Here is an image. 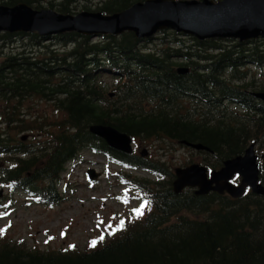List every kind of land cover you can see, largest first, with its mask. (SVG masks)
Instances as JSON below:
<instances>
[{
  "label": "trees",
  "instance_id": "trees-1",
  "mask_svg": "<svg viewBox=\"0 0 264 264\" xmlns=\"http://www.w3.org/2000/svg\"><path fill=\"white\" fill-rule=\"evenodd\" d=\"M74 1L0 0V6L26 3L73 13ZM140 1L145 0H97V6L114 14ZM49 38L55 42L44 43L48 38L38 33L0 31V152L16 155L6 156L11 165L3 168L0 180L55 201L46 196L55 195L50 185L59 183L68 162L84 151L110 154L123 168L155 178L123 176L137 185L145 213L139 210L97 236L95 246L46 251L0 235V264H264V196L176 193L175 174L161 162L169 142L207 146L209 151H201L203 164L213 169L254 141L264 147V102L253 93L264 91V39L200 40L163 30L156 47L147 44V49L143 44L152 39L139 40L130 31L97 41L77 31ZM56 42L63 49L51 48ZM107 65L122 79L115 98L99 79ZM180 66L189 73L180 74ZM28 98L53 103L62 114L54 124L52 118L37 123L39 132L31 134H46L45 141L21 140L8 127ZM99 124L153 140L154 146L164 141L158 146L164 150L161 159L111 148L91 131ZM260 180L264 183V159Z\"/></svg>",
  "mask_w": 264,
  "mask_h": 264
},
{
  "label": "rangeland",
  "instance_id": "rangeland-1",
  "mask_svg": "<svg viewBox=\"0 0 264 264\" xmlns=\"http://www.w3.org/2000/svg\"><path fill=\"white\" fill-rule=\"evenodd\" d=\"M78 1L75 0L72 3L75 7L71 6L74 14L84 10H98L97 0ZM44 6H48L47 2H44ZM58 34L62 35L63 33ZM53 42H55L54 39H48L44 43ZM57 43L51 48L63 49L62 45ZM157 43L159 40L154 38L150 42H144L143 46L146 48L149 45L156 47ZM187 43L191 44L192 42L187 41ZM40 50L44 51L45 48ZM252 69H254L253 66ZM103 71V74L106 75L99 78L101 80L103 77V89L106 90L109 98L118 97V88L123 87L122 79L116 73L117 71L109 65L107 68L104 67ZM114 76L118 77L113 78ZM16 114H18V118L11 117L12 120L8 127L12 129L11 133L15 134L17 138H22L25 135L27 142H31L34 138L37 142L47 139L46 134L32 136L33 133L39 132L37 123L42 119L52 118L54 124V121L62 118L60 112L54 111L53 103L37 98L23 100L21 108ZM21 126H28L29 130L18 133L16 127ZM155 144L156 146H154L153 140L138 137L133 140V149L141 155L143 153L144 158L150 159V156L158 154L153 157V160L158 161L161 159V153L164 152L158 146L163 145L164 141L156 140ZM166 146L168 148L165 150L166 153L161 162H165L167 167L169 165L172 171L176 167H183L194 162L203 164L204 162V154L201 151L171 142ZM258 153L261 156L264 155V147L259 149ZM13 154L8 153L2 159L0 158V173L4 167H9L11 164L6 156H16ZM88 170H94L97 173L96 181L91 182L88 179ZM121 171L122 168L109 162L104 154L85 151L79 160L68 165L59 183L50 185L51 191L55 195L46 193V196L53 197L58 194L57 197H54L56 198L55 202H45V204L37 203L32 199L33 196L30 198L24 190L7 187L0 180V235H4L7 239L23 242L31 248L38 247L39 250L62 249L73 245L87 248L88 244L93 242L97 236L107 234L118 222H122L119 220L132 217L139 210L141 213L145 212L143 205L137 203L134 198L132 185L118 176ZM132 171L138 178H155L144 170ZM131 174L133 175L132 172ZM133 178H135L134 175ZM137 207L139 209H136Z\"/></svg>",
  "mask_w": 264,
  "mask_h": 264
},
{
  "label": "water",
  "instance_id": "water-1",
  "mask_svg": "<svg viewBox=\"0 0 264 264\" xmlns=\"http://www.w3.org/2000/svg\"><path fill=\"white\" fill-rule=\"evenodd\" d=\"M165 29L199 39L223 38L243 42L264 38V0H145L114 14L82 11L77 15L62 14L50 8L34 9L26 3L0 6V31L12 33L38 32L50 36L75 30L94 36L133 31L139 39H146ZM178 71L186 74L189 68L180 67ZM254 95L264 102V92H254ZM91 131L116 150L132 151L130 135L114 126L94 125ZM185 143L197 150H209L202 143ZM255 146L256 142L244 154L227 159L220 169L209 170L199 163L176 168L174 191L180 193L185 188H196L197 194L216 191L240 197L247 187H251L253 193L264 195ZM236 174L241 176L239 184L231 182ZM89 178L96 179L93 170L89 171Z\"/></svg>",
  "mask_w": 264,
  "mask_h": 264
},
{
  "label": "bare ground",
  "instance_id": "bare-ground-1",
  "mask_svg": "<svg viewBox=\"0 0 264 264\" xmlns=\"http://www.w3.org/2000/svg\"><path fill=\"white\" fill-rule=\"evenodd\" d=\"M91 36V35H90ZM93 39H98L99 37H101V35H94V36H91ZM153 40V38H151Z\"/></svg>",
  "mask_w": 264,
  "mask_h": 264
},
{
  "label": "snow or ice",
  "instance_id": "snow-or-ice-1",
  "mask_svg": "<svg viewBox=\"0 0 264 264\" xmlns=\"http://www.w3.org/2000/svg\"><path fill=\"white\" fill-rule=\"evenodd\" d=\"M101 239H103V237H101ZM95 244H96V241H93L92 246H95Z\"/></svg>",
  "mask_w": 264,
  "mask_h": 264
}]
</instances>
